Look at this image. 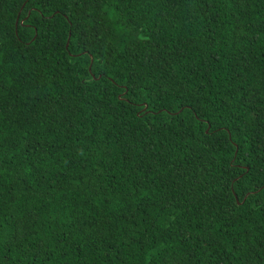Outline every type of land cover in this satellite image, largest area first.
Instances as JSON below:
<instances>
[{
    "label": "trees",
    "instance_id": "1",
    "mask_svg": "<svg viewBox=\"0 0 264 264\" xmlns=\"http://www.w3.org/2000/svg\"><path fill=\"white\" fill-rule=\"evenodd\" d=\"M0 264H264V0H0Z\"/></svg>",
    "mask_w": 264,
    "mask_h": 264
},
{
    "label": "water",
    "instance_id": "2",
    "mask_svg": "<svg viewBox=\"0 0 264 264\" xmlns=\"http://www.w3.org/2000/svg\"><path fill=\"white\" fill-rule=\"evenodd\" d=\"M17 23H18V19H16V26H17ZM68 45V43L66 44V46ZM90 58H91V62H92V57L90 56Z\"/></svg>",
    "mask_w": 264,
    "mask_h": 264
}]
</instances>
